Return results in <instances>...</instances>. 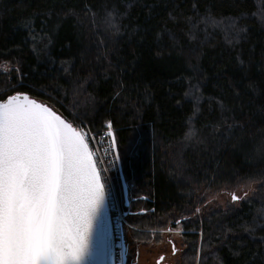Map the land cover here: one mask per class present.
Listing matches in <instances>:
<instances>
[{
  "label": "trees",
  "instance_id": "1",
  "mask_svg": "<svg viewBox=\"0 0 264 264\" xmlns=\"http://www.w3.org/2000/svg\"><path fill=\"white\" fill-rule=\"evenodd\" d=\"M17 92L112 122L138 240L192 215L187 264H264V0H0V94Z\"/></svg>",
  "mask_w": 264,
  "mask_h": 264
},
{
  "label": "snow or ice",
  "instance_id": "2",
  "mask_svg": "<svg viewBox=\"0 0 264 264\" xmlns=\"http://www.w3.org/2000/svg\"><path fill=\"white\" fill-rule=\"evenodd\" d=\"M104 128L115 154L112 122ZM96 135L28 95L0 94V264H89L106 251L97 237L106 189L90 147L103 143Z\"/></svg>",
  "mask_w": 264,
  "mask_h": 264
},
{
  "label": "rangeland",
  "instance_id": "3",
  "mask_svg": "<svg viewBox=\"0 0 264 264\" xmlns=\"http://www.w3.org/2000/svg\"><path fill=\"white\" fill-rule=\"evenodd\" d=\"M4 69L8 70L9 67L5 66ZM67 112L72 116V120L74 121L75 119L76 121L74 112L71 109H67ZM75 123L76 127H81L80 122L76 121ZM87 132L91 135L98 133L96 131ZM95 139L97 140L96 136ZM100 145L101 144L98 146L97 144V146L94 147V150L96 154H98L97 159L104 162L101 166L105 176L104 184L106 193L110 206L112 205V217L118 224V226L115 227L117 233L114 234V239L116 245L120 246V249L115 255V264H121L120 233L122 234L126 247V264H155L156 259L161 255L164 256V260L161 264H187L188 257L186 251L188 246L184 244L186 242L182 239L181 235L183 234V230L180 224L177 225L174 223V227H166L160 230L158 233L160 235L158 242H156V237H153L148 241L138 240V236L134 237L135 233H143V230L133 227L128 221L130 212L128 200L125 198V184L123 182L120 159L118 161H115L113 158L111 159L110 152H108L105 147L103 149L102 146L99 148ZM253 190L254 185L250 183L241 185L237 188H232L229 191L221 190L220 192H208L209 195L207 194L208 197L205 204L197 208L200 209V211L199 213L196 212V214H201L202 211L209 206L224 207L228 201L235 202L231 198L232 194L243 198L244 196L250 195ZM188 217H192V215L181 217L178 220H183ZM168 229H171V231H168ZM171 244L175 247L174 253L171 250Z\"/></svg>",
  "mask_w": 264,
  "mask_h": 264
},
{
  "label": "water",
  "instance_id": "4",
  "mask_svg": "<svg viewBox=\"0 0 264 264\" xmlns=\"http://www.w3.org/2000/svg\"><path fill=\"white\" fill-rule=\"evenodd\" d=\"M22 94H25V93H22ZM25 95H27V94H25ZM30 99L35 100L33 98H30ZM35 101H37V100H35ZM37 102L41 103L39 101H37ZM44 105H46V104H44ZM46 106H48V105H46ZM58 115H60V114H58ZM97 237H98V241L106 240L107 249L102 254H95L91 258V260L89 261V264H114L113 238H112V229H111V223H110V216H109V212H108L107 200H106L105 215H104V218L102 220V226L100 228H98ZM120 245H121V264H126L125 244H124V240H123L121 233H120Z\"/></svg>",
  "mask_w": 264,
  "mask_h": 264
},
{
  "label": "built area",
  "instance_id": "5",
  "mask_svg": "<svg viewBox=\"0 0 264 264\" xmlns=\"http://www.w3.org/2000/svg\"><path fill=\"white\" fill-rule=\"evenodd\" d=\"M83 124H81V127H79V128H83L84 130H87V131H90V132H93V131H91L90 129H88L87 127H86V125H83ZM78 128V127H77ZM104 131H105V128L101 131V132H99V134L100 135H96V138H97V141H100L101 139H103V143L100 145V147L99 148H101V146H102V149L105 147L106 148V150H108L109 149V139L108 138H106V137H104L103 136V133H104ZM95 146H97V144H94V143H91L90 142V147H92V149H93V151L95 152V150H94V147ZM98 146H99V144H98ZM117 154V152L115 153V154H113V153H111L110 152V158L112 159H114V156ZM97 157H98V154H97ZM98 160V159H97ZM99 161V160H98ZM104 162L102 161L101 163H99V167L101 168V174H102V177H103V182H104V180H105V176H104V173H103V168H102V166H101V164H103ZM106 189V188H105ZM106 200H107V206H108V212H109V216H110V223H111V229H112V238H113V252H114V259H115V255H116V253H118V251H119V249H120V246L119 245H116V243H115V239H114V234H116L117 233V229H115V227L116 226H118V224H117V222L114 220V218L112 217V211H113V209H112V205L110 206V203H109V200H108V196H107V193H106ZM118 249V250H117Z\"/></svg>",
  "mask_w": 264,
  "mask_h": 264
},
{
  "label": "flooded vegetation",
  "instance_id": "6",
  "mask_svg": "<svg viewBox=\"0 0 264 264\" xmlns=\"http://www.w3.org/2000/svg\"><path fill=\"white\" fill-rule=\"evenodd\" d=\"M171 248H172L171 250L173 251L172 244H171ZM173 253H174V251H173ZM125 254H126V247H125ZM163 260H164V256L161 255L158 259H156L155 264H161Z\"/></svg>",
  "mask_w": 264,
  "mask_h": 264
}]
</instances>
